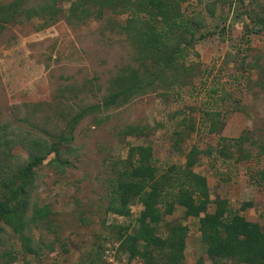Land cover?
I'll return each mask as SVG.
<instances>
[{
  "label": "rangeland",
  "instance_id": "rangeland-1",
  "mask_svg": "<svg viewBox=\"0 0 264 264\" xmlns=\"http://www.w3.org/2000/svg\"><path fill=\"white\" fill-rule=\"evenodd\" d=\"M225 1L183 3L187 14L200 15L206 34L196 44L198 56L188 59L194 67L189 83L141 96L113 111L112 120L104 124L86 118L76 129V150L69 156L74 167L61 174L46 162L38 170L32 205L47 206L50 223L33 230L34 255L25 253L21 241L1 222L0 264H79L92 259L100 264H143L131 258L119 240V227L137 224L142 211L139 201L131 205L129 218L107 212L108 162L126 158L131 146L152 145L160 170L186 166V155L194 145L212 147L214 157L203 155L194 167L208 180L209 212L215 211L216 201L226 199L231 209L240 210L241 216L264 230V156L260 152L264 145V29L255 33L258 19L264 17V0H233L230 6ZM212 6L214 14L208 8ZM69 7L66 1L65 10ZM125 18L107 13L104 20L81 25L61 19L45 30H39L37 21L5 29L0 34V126L26 127L21 120L28 105L43 104L41 119L51 105L64 108L60 102L83 105L87 97L90 103L98 101L83 94L75 98L68 87L90 82L104 88L123 64L132 63L134 48L112 30ZM90 87H85L84 95ZM128 125L148 127V131L140 137H125L122 131ZM179 129L182 135L176 136ZM181 136L187 140L175 148ZM241 136L249 141L232 147L233 139ZM223 149L233 157L222 158L219 151ZM15 153L27 158L20 148ZM167 221L190 228L184 264H215L202 242L198 219L187 218L184 209L176 206ZM10 249L16 258L8 261L2 255Z\"/></svg>",
  "mask_w": 264,
  "mask_h": 264
},
{
  "label": "trees",
  "instance_id": "trees-1",
  "mask_svg": "<svg viewBox=\"0 0 264 264\" xmlns=\"http://www.w3.org/2000/svg\"><path fill=\"white\" fill-rule=\"evenodd\" d=\"M66 1L70 3L68 10L64 8ZM225 2L230 6L233 0ZM183 3L185 0L0 1V34L10 25L37 21L39 30H45L61 19L71 25H81L91 20H104L107 13H112L126 17L124 23L114 25L112 30L125 36L135 50L132 63L123 64L104 88L90 82L68 87L75 98L83 94L98 101L90 103L91 98L87 97L86 101H81L83 105L60 102L64 108L51 105L41 119L38 114L45 111L43 104L28 105L29 110L21 120L26 127L11 130L7 124L0 126V223L12 230L25 253L37 255L33 230L50 223L49 208L32 205L37 172L46 162L61 174L68 167H74L69 156L76 150L73 143L78 125L88 117L97 125L104 124L112 120L113 111L127 107L137 98L192 80L194 67L187 62L190 56H198L196 44L206 38L202 31L205 24L200 15L187 14ZM208 8L214 14V7ZM258 22L259 29L255 33L260 34L264 29V17ZM109 25H112L110 21ZM88 86L91 87L84 95ZM146 131L148 127L128 125L122 134L140 137ZM179 134L182 135L181 130L180 133L176 131V136ZM185 140L183 136L176 139L175 148ZM248 141L241 136L233 139L230 145L239 148ZM16 148L27 152V158L17 155ZM260 150L264 156V145ZM213 154L212 147L194 145L186 155V166L173 165L160 170L152 145L131 146L126 158L107 163L110 168L107 212L129 218L131 205L136 200L142 206L134 227H119L122 249L128 251L131 258H139L143 264H184L190 228L167 221V216L180 206L187 218L199 220L202 242L215 264H264V230L260 224L247 221L240 210L231 209L226 199L216 201L215 211L209 212L212 201L208 180L195 172L194 167L203 155L214 157ZM219 154L225 159L233 157L226 149ZM249 156L250 153L245 155ZM3 232L0 227V235ZM15 255L10 249L2 256L11 261ZM79 264L100 262L92 259L90 263Z\"/></svg>",
  "mask_w": 264,
  "mask_h": 264
}]
</instances>
